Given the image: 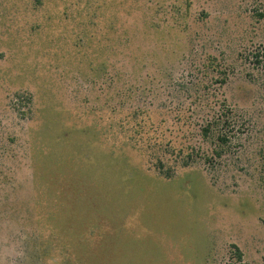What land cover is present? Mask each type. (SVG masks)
Wrapping results in <instances>:
<instances>
[{"label": "rangeland", "instance_id": "1", "mask_svg": "<svg viewBox=\"0 0 264 264\" xmlns=\"http://www.w3.org/2000/svg\"><path fill=\"white\" fill-rule=\"evenodd\" d=\"M234 247L264 264V0H0V264Z\"/></svg>", "mask_w": 264, "mask_h": 264}, {"label": "trees", "instance_id": "2", "mask_svg": "<svg viewBox=\"0 0 264 264\" xmlns=\"http://www.w3.org/2000/svg\"><path fill=\"white\" fill-rule=\"evenodd\" d=\"M211 117L203 122L201 127V135L203 138L208 139L210 137L217 136L218 141L226 144L228 139L231 138V135L239 134V131L234 130L233 125L235 122L233 121V117L231 115V111L229 109H223L219 111L212 110ZM225 150H221L216 154L218 158H220L224 154ZM238 252V258L240 264H243V255L241 251L234 247Z\"/></svg>", "mask_w": 264, "mask_h": 264}]
</instances>
